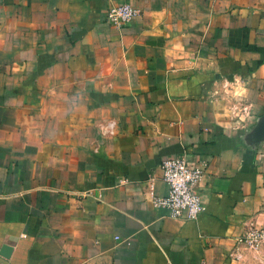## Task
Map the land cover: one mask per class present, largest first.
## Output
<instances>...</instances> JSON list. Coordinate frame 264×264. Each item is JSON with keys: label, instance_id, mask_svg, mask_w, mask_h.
I'll list each match as a JSON object with an SVG mask.
<instances>
[{"label": "crops", "instance_id": "obj_1", "mask_svg": "<svg viewBox=\"0 0 264 264\" xmlns=\"http://www.w3.org/2000/svg\"><path fill=\"white\" fill-rule=\"evenodd\" d=\"M178 155L195 220L155 203ZM253 227L264 0H0V264H264Z\"/></svg>", "mask_w": 264, "mask_h": 264}, {"label": "built area", "instance_id": "obj_2", "mask_svg": "<svg viewBox=\"0 0 264 264\" xmlns=\"http://www.w3.org/2000/svg\"><path fill=\"white\" fill-rule=\"evenodd\" d=\"M137 11L130 4L111 7L107 20L111 25L122 28L128 25ZM163 179L168 185V194L157 198L155 203L170 210L175 218L195 220L204 211L198 187L206 173V164L190 160L185 155L169 156L162 160ZM245 242L260 253L264 248V228H252L245 235Z\"/></svg>", "mask_w": 264, "mask_h": 264}, {"label": "water", "instance_id": "obj_3", "mask_svg": "<svg viewBox=\"0 0 264 264\" xmlns=\"http://www.w3.org/2000/svg\"><path fill=\"white\" fill-rule=\"evenodd\" d=\"M5 249H7V247Z\"/></svg>", "mask_w": 264, "mask_h": 264}]
</instances>
